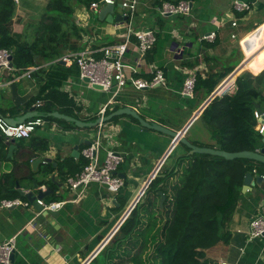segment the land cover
Returning a JSON list of instances; mask_svg holds the SVG:
<instances>
[{"label":"crops","instance_id":"obj_1","mask_svg":"<svg viewBox=\"0 0 264 264\" xmlns=\"http://www.w3.org/2000/svg\"><path fill=\"white\" fill-rule=\"evenodd\" d=\"M50 1H14L13 33L28 35L32 39L37 26L47 16L46 8ZM79 1H70L73 8L71 23L62 28L66 34L63 57L82 52H95L96 57H101L105 47L124 42L130 22L135 31L154 30L157 43L143 58L136 50L137 40L133 37V45L124 58L126 74H132L135 68L136 78L151 81L154 70L158 68L163 70L167 86L137 90L129 84L113 99L112 92L96 90L82 80L78 70L76 75L63 82L59 91L66 95V100L59 97L54 101V112L91 123L101 118V111L106 106L104 117L128 107L144 120L177 133L188 126L185 137L191 143L200 139L209 142V135L198 138L192 134L194 127L202 126L203 112L211 102L201 113L199 109L225 81L235 82L236 85L237 78L248 72L245 67H249L255 76L264 71V54L259 56L264 50V0H244L254 3V8L250 13H234L236 27L232 26L231 17L235 0H141L133 21L125 15L123 0H117L112 16L118 21L114 23L99 17L101 8L98 11L91 8L97 0L90 5ZM180 1L190 2V15L162 17L159 14L163 3ZM210 33H215L213 41L204 39ZM63 63L67 67L74 64L72 60ZM49 66L43 64L40 68L48 70ZM231 68L232 72L222 79L211 95L195 93L192 98L182 95L189 74H201L203 77L213 74L219 79ZM38 69L26 76L15 67L11 70L0 68V117L28 115L33 108L36 109L37 102H42L43 106L44 101H37L31 108H27L26 104L39 93V81L32 75ZM235 71L237 73L233 77ZM259 106L264 113V106ZM40 108L36 109L39 113ZM115 118L104 123L102 128L93 129L79 128L72 122L57 118L46 120L32 137L17 141V148L9 158L7 141L2 137L0 149L4 151L0 156V192L7 188L22 197L17 190V182L20 189L29 191L33 181H36L42 189L53 191L44 200L45 204L64 203L57 216L49 218L40 215L33 205L29 208L0 209V243L16 238L11 264H92L106 252L105 264H114V260H117L115 264H161L154 242L155 232L147 229V217L141 220L139 229L124 241L119 242L121 233L114 231L135 194L159 163L165 159L159 175L166 176L167 171L177 168L180 157L187 156L189 149L181 143L172 147L171 136L154 130L146 131L133 117L124 115ZM100 130L103 148L99 152L98 163H104L109 149L124 158L118 175L125 179L126 185L118 195H113L97 183L79 192L72 191L67 185L68 179L76 178L88 165L83 156V150L88 146L86 141H92ZM75 147H78V154L73 155ZM169 151L171 154L168 155ZM30 155L33 158L28 168L21 163L20 157ZM38 159L42 162L33 166ZM50 168L51 173H44ZM13 172L26 174L28 179L18 180L11 187L7 184V177L11 178ZM53 176L54 181L51 179ZM172 182L168 180L170 186ZM59 184L64 187L59 188ZM14 199L27 201L19 197ZM6 200L12 199L2 198L0 203ZM263 213L264 181L250 188L243 186L229 235L206 251L210 264H264V237L249 238L252 220ZM160 223L161 220L158 228ZM111 234L113 237L106 242ZM157 242L160 243V236Z\"/></svg>","mask_w":264,"mask_h":264},{"label":"trees","instance_id":"obj_2","mask_svg":"<svg viewBox=\"0 0 264 264\" xmlns=\"http://www.w3.org/2000/svg\"><path fill=\"white\" fill-rule=\"evenodd\" d=\"M70 1L51 0L46 8L47 16L29 39L28 35L13 33L14 0H0V49L12 51L16 70L22 72L28 68H39L32 74L39 81V93L26 104L27 108H31L37 101H44L40 113L45 120L55 119L51 116L55 111L53 102L59 97L66 100V95L61 94L59 89L65 80L79 70L76 63L67 67L61 60L66 38L62 28L71 23L73 13ZM92 1L79 2L90 5ZM263 54L264 50L259 56ZM43 64H50L49 69L40 68ZM245 69L248 72L237 78L235 92L215 97L203 112L201 121L211 140L194 141V145L208 148L220 145L222 150L230 153L255 152L261 148L264 135L256 129L258 122L255 112L257 105L264 106V71L255 76L249 67ZM232 70L219 75V79L213 74L206 77L197 74L195 93L211 95ZM3 151L0 150V156ZM32 158L33 155L21 156L20 161L29 168ZM184 162H187L186 165ZM51 172V168L44 171ZM249 173L264 175V164L250 159L226 160L208 154L180 157L177 168L153 180L148 190L150 195H145L122 225L119 242L130 238L139 229L141 220L146 216L144 213L155 207L158 213L155 209L151 211L155 222L149 224L147 229L155 231L154 241L161 264H210L206 251L226 240L229 235L245 176ZM27 179L26 174L13 172L11 178L7 177V184L12 187L16 181ZM168 180L173 181L171 186ZM159 191L167 196L164 209L156 201ZM17 197L24 199L7 188L0 192V199L13 200ZM158 220H161L160 228ZM158 236L160 243L157 242ZM98 260L95 259L92 264H97Z\"/></svg>","mask_w":264,"mask_h":264},{"label":"built area","instance_id":"obj_3","mask_svg":"<svg viewBox=\"0 0 264 264\" xmlns=\"http://www.w3.org/2000/svg\"><path fill=\"white\" fill-rule=\"evenodd\" d=\"M19 3V0H14ZM141 0H123L122 7L126 10V17L129 21H133ZM262 1V0H254ZM117 0H99L92 3L91 8L94 11H98L103 4H115ZM254 8V3L244 0H235L233 3V22L232 26H237V19L234 18V13L245 14L250 13ZM192 7L188 1H180L179 3H163L159 10V14L162 17L174 16V15H190ZM137 40L136 50L145 57L156 45L157 35L152 29H142L135 31L129 22L127 35L125 40L121 44L109 45L102 50V56L96 57L95 52H82L77 55H70L69 57H63L61 60L68 62L72 60L76 63L80 70V78L82 80L89 79L90 85H99L103 87V90L109 93H113V99L122 92L129 84L135 87L137 90L152 89L158 86L166 87L167 80L163 70L155 69L154 76L151 81L136 78L137 71L134 68L132 74H126V66L124 65V58L130 47L133 45L132 38ZM215 33H210L205 36L204 39L213 41L215 39ZM11 57L12 51L8 49H0V68L11 70ZM37 68H28L26 71H22L24 75L30 76L31 73ZM19 71V70H17ZM197 74L191 73L184 82L182 95L184 97L192 98L195 95L197 85ZM115 90V91H114ZM236 90L235 82L225 81L219 86L217 96H221L225 93H233ZM112 103V102H111ZM209 104V103H208ZM42 106V102H37L36 109ZM106 108L101 111V117L105 116ZM38 111V110H37ZM257 119L256 129L264 134V113L260 114L255 112ZM46 123V120L39 115L26 120L25 122L17 125H9L4 118L0 117V135L7 141L11 140L20 141L29 139L32 137L41 127ZM103 122L99 125L103 126ZM102 130H100L96 137L91 141L83 150V156L88 160V165L83 172L76 178H70L67 181L68 187L74 192L83 191L86 187L93 183H97L106 187L113 195H118L125 188L126 181L124 178L118 175V170L123 163V156L117 153L113 149L107 150L106 159L103 164L98 163L99 152L103 148L102 146ZM171 151L168 152V155ZM167 155V156H168ZM162 166L157 167L152 175L144 182L143 187L138 191L137 195L132 200L129 207L124 212L120 219L115 233L122 227L124 222L130 217L132 211L136 208L137 204L142 200L146 190L149 188L156 175L159 173ZM264 177V176H263ZM40 205L44 206L45 211H58L61 209L64 203L54 202L52 204H45L40 201ZM31 204L21 199L6 200L0 203V209H11L14 207L29 208ZM264 237V213L257 216L252 220L250 224L249 238L255 239ZM16 247V238L9 241L0 243V264H11V257ZM226 264V263H221Z\"/></svg>","mask_w":264,"mask_h":264},{"label":"water","instance_id":"obj_4","mask_svg":"<svg viewBox=\"0 0 264 264\" xmlns=\"http://www.w3.org/2000/svg\"><path fill=\"white\" fill-rule=\"evenodd\" d=\"M114 8H115V4H103L101 7V10L99 12V17L101 19H107V20L111 21V23L118 21L117 18H114L112 16L114 13ZM108 14H110L111 16H108ZM10 66L14 67L13 57H11V65ZM236 73H237V71H235L233 73V77L236 75ZM84 81L87 83H90L89 79H84ZM92 87L96 90H103V87L99 86V85H92ZM218 90H219V87L210 96L207 103L199 109L200 110L199 113H201L203 111V109H205V107L207 106L208 103H210L215 97H217ZM256 109L260 114L263 113L259 105L256 106ZM199 113H198V115H199ZM39 115H40V113L38 111H36L35 108H33L31 110V113H29L28 115L26 114V115H23L21 117H16V118L6 117V118H4V120L9 125H17V124H21V123L25 122L28 119L38 117ZM124 115L130 116V117H133L134 119H136L146 131L147 130H154V131H157V132L171 136L173 138L172 147H175L177 144L181 143L189 149L188 155H190V156H192L194 154H208V155H213V156H219V157L225 158L226 160L250 159V160H253L255 162L264 164V139H263L262 148H260L258 151H255V152L242 151V152L230 153V152H226V151L222 150L220 145H218L216 148L199 147V146H196L193 143H191L188 140V138L185 137L188 126L185 127L180 133H177V132H174V131H172L166 127H163L157 123H153V122L150 123V122L144 120L138 114V112H136L135 110L128 108V107L123 108V109H119V110L115 111L114 113H112L106 117H101V118L97 119L95 122H91V123L83 122V121L68 117L66 115H62L58 112H54L51 114L52 117L57 118V119H62V120L68 121V122H72L79 128H89V129H93L95 127H98L102 122L106 123V122L111 121L115 117L124 116ZM0 141H2V136H0ZM16 143L17 142L15 140H11L10 142H6V145L8 146L7 158L13 156V152L17 148ZM91 143H92L91 140L86 141L87 145H90ZM74 154H78V147H75V152L73 153V155ZM164 160L165 159H163V161H161L159 163L158 167L163 165ZM40 162H42L41 159L34 161L33 166H35L36 164H38ZM159 176L160 175L158 173L156 175V177H159ZM51 179L54 181L55 176H53ZM263 181H264L263 176L254 177L252 174L249 173L245 176L244 186L248 187V188L254 187L256 184H261ZM161 186H163V185H161ZM63 187H64L63 184H59V188H63ZM17 190L22 197H24L31 205H33V207L37 210V212L40 213V215H44L45 217H48V218L57 216V214H58L57 211H45L44 206L40 205V203H39L40 201L44 202V200L48 196H51L53 194V191L50 188H46L44 190V189H42V187H40V185L36 181H33L32 189L29 191H23L22 189H20V184L17 182ZM36 191H37V193H36ZM137 193H138V191H137ZM137 193L135 194V196L137 195ZM158 196H159V207L161 209H164L165 202L167 200V196L163 191H159ZM117 233H120V230H118L116 232V234ZM112 237H113V234H111L108 237L106 242H108ZM13 257H14V252L12 254L11 259H13Z\"/></svg>","mask_w":264,"mask_h":264},{"label":"rangeland","instance_id":"obj_5","mask_svg":"<svg viewBox=\"0 0 264 264\" xmlns=\"http://www.w3.org/2000/svg\"><path fill=\"white\" fill-rule=\"evenodd\" d=\"M202 126H196V127H194L193 128V130H192V134L193 135H195L196 137H198V138H203V137H205V135L207 136V135H209L208 133H207V131L204 129L205 128V126H204V124H201ZM198 141H200V142H205L204 140H198ZM157 201V200H156ZM158 202V201H157ZM151 209H155V211H156V213H158L157 212V209L155 208V207H153V208H149L148 209V211H146L145 212V217L144 218H146L147 217V219H148V222H149V224H151V223H154L155 221L153 220V219H155V218H152L153 216L151 215ZM165 223V222H164ZM158 224H159V220H158ZM162 224L160 223V226H161ZM160 228V227H159ZM155 232V231H154ZM155 242V241H154ZM107 254V252L106 253H104L103 254V256H102V258L101 259H99L98 261H97V264H105L106 263V258H105V255ZM109 255H110V253H109ZM109 257V256H108ZM117 261V260H116ZM116 261L114 260V264L116 263Z\"/></svg>","mask_w":264,"mask_h":264}]
</instances>
